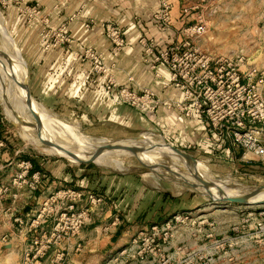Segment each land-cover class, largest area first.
Returning <instances> with one entry per match:
<instances>
[{"label":"rangeland","instance_id":"374dc122","mask_svg":"<svg viewBox=\"0 0 264 264\" xmlns=\"http://www.w3.org/2000/svg\"><path fill=\"white\" fill-rule=\"evenodd\" d=\"M197 5L200 6L197 11L203 13L208 22L207 34L198 42V47L213 56L242 52L253 66L264 72V0H183L184 8ZM59 9L60 6L56 5L53 11L58 12ZM142 10L138 7L125 8L119 19L105 23L104 36L112 49L104 54L92 46L82 45L72 36L71 25L81 18L82 9L54 25L51 12L39 1L0 0V16L4 19L0 17L1 23L5 22V28L19 52L17 65L14 56L6 53L0 32V150L8 149L10 158L19 151L20 157L19 169L9 181L0 178V214L1 207H4L3 213L12 216L10 220H2L0 215V230L5 228L2 233L0 231V264H21V250L58 223L60 214L56 215L55 207L64 206L60 201L52 206L53 200L50 201L58 191L49 195L43 205H38L22 224L15 221L21 217L13 211V200L23 192L26 200L34 193L28 186L19 188L12 185L23 170L21 164L30 161L34 167L48 160L78 167L88 165L104 173L106 178V182H100L94 189H87L102 201L96 206L87 204V208L91 209V221L83 227L80 235H84L83 232L88 235L78 241L82 244V251L78 254L83 256L72 264H264V203L220 201L215 190L183 175L182 171L167 169L166 162L162 160L154 163L144 152L147 149L157 153L164 147L187 157L205 177L220 181L221 188L217 186V189L223 188L235 195L264 191V167L256 157L249 155L252 160L246 163L242 161L243 152L239 148L236 153L232 149L229 156L213 150V156L207 149L198 151L199 146L196 145L190 149L189 144L172 145L159 127V113L165 109L164 104L157 107L153 122L145 104L133 106L120 102L121 93L126 89L144 98L146 90H153L161 102L176 93L173 89H163L155 76L152 68L155 58L149 56L144 46V40L148 45L153 40L157 47L155 39L140 38V60L137 62L140 66H147L152 73L154 88L142 85L135 75L119 69L118 55L128 47L127 39L125 46L117 50L109 38L108 25L113 24L111 29L120 28L126 38L130 28H139L140 23L145 25L150 20V16ZM182 11L181 17L184 18ZM155 15L152 18L160 21ZM62 17L63 14L60 19ZM186 18L191 19L190 16ZM90 20L84 24L85 29L96 25L95 19ZM125 20L131 25L125 26ZM87 24L89 28H86ZM22 30L27 33L25 41L28 39L29 48L38 52L31 55L38 57L45 53L50 56L37 62L36 66L39 64L43 67L42 71L46 68L50 73L43 72L37 82L32 75L35 66L22 49ZM98 57L99 62L96 60ZM11 63L19 71V85L27 101L21 105L23 115L44 126H59L76 136L91 137L108 148L131 145L134 150L126 149V152L138 156L127 162L94 158L67 151L62 144L49 141L38 133L18 129L8 120L3 106L16 94L17 84L13 81ZM23 71L24 78L21 75ZM119 73L123 81L118 80ZM57 75L64 76L56 84L58 88L45 89L50 78ZM72 85L78 91L88 88L105 103L95 106L87 103L85 98L83 102H77L78 99L72 97L79 94L69 92ZM262 88L264 96V83ZM160 90L162 93L171 92V96L162 95ZM116 108H120L117 113L119 118L112 115ZM31 124L27 127L34 129ZM135 148L144 156L135 152ZM10 162L8 160L3 165ZM113 180L115 185L111 186ZM6 195L10 199L5 200ZM45 202H48L46 207ZM153 226L157 228L153 229ZM4 236H7L5 242L2 240Z\"/></svg>","mask_w":264,"mask_h":264},{"label":"built area","instance_id":"2783aa9c","mask_svg":"<svg viewBox=\"0 0 264 264\" xmlns=\"http://www.w3.org/2000/svg\"><path fill=\"white\" fill-rule=\"evenodd\" d=\"M158 2L159 12L155 16L168 30L172 24L173 0ZM182 10L184 17L190 16L191 19L186 18L188 21L180 31V40L163 50H157L153 40L150 45L144 40L147 53L155 58L152 68L159 84L163 89H173L176 93L161 102L153 90H146L144 98L126 89L121 93L120 102L133 106L145 104L153 122L155 111L161 104L167 111H176L187 119H201L207 132L203 144L212 149H207L209 155H213L214 150L229 156L232 149L239 148L243 151L244 162H250L252 159L248 156L251 155L264 167V72L253 66L242 52L213 56L200 49L198 42L208 31L207 19L197 11L200 10L199 5L183 7ZM111 26L113 24L107 28L109 38L116 49L121 50L126 38L120 28L111 29ZM89 27L87 24L86 28ZM98 58L97 62L100 61ZM192 146L189 144L188 148ZM197 150L202 149L199 147ZM20 167L23 170L14 180L13 187L28 186L36 192L44 174L33 171L30 161L23 162ZM51 200L52 206L56 202L64 206L55 207L56 215L60 214L58 223L21 250V264H72L69 243L79 237L83 227L91 221V209L87 204L96 206L102 201L91 192L72 188L59 190ZM83 201L86 205L78 209ZM44 205L46 207L48 202ZM15 221L22 224L21 218ZM6 239L7 236L2 238L4 242ZM74 251H82V244L77 243Z\"/></svg>","mask_w":264,"mask_h":264},{"label":"crops","instance_id":"0c3cea01","mask_svg":"<svg viewBox=\"0 0 264 264\" xmlns=\"http://www.w3.org/2000/svg\"><path fill=\"white\" fill-rule=\"evenodd\" d=\"M43 3L46 6V10L51 12L52 17H54V21L52 22L54 25H58L62 22V20L69 15L83 10V15L80 19H77L71 25L72 36L77 39V41H81V44L84 46H92L97 51L102 53H109L112 49L111 43L104 36V25L105 23L116 19H119L121 16V11L128 9L139 8L144 13L146 12L148 16H150V20L148 22L139 24V28H130L126 33L127 45L126 49L123 53L118 55L117 63L119 64V69L122 71H126L129 74L135 75L137 81L144 84L145 86H150L154 88L155 80L153 78L152 73H150L147 66L138 64L140 60V51L141 46L138 44L140 38L142 36H146L148 38L155 39L157 43V50H163L168 47L171 43L176 42L181 39L180 31L187 24L186 17H181L182 14L180 10L183 9V0H175L173 1V11H172V24L171 27L166 30L163 28V25L160 21H156L152 18L153 14L159 9L158 0H36ZM56 5L60 6L58 12L53 11ZM141 6V7H140ZM60 12V13H59ZM175 13L177 15H175ZM180 13V17H179ZM63 14L62 19H60V15ZM96 20V25L91 29H85L84 24L90 19ZM126 22V23H125ZM125 26H130L131 23L125 20ZM141 29V30H140ZM24 30V29H23ZM21 32L23 34V43L22 49L25 52L26 56L30 58V61L33 62L35 66V70H33L32 75L36 78V82L41 76L43 72L46 74H50L47 69L43 70L41 65H37V62L41 61V59L47 57L45 53L41 56H36L35 54L31 55L33 50L29 45L28 39L25 41L27 36L26 31ZM128 34V36H127ZM200 42V41H199ZM38 54V52L36 53ZM31 56V57H30ZM33 57V58H32ZM50 56H48L49 58ZM47 58V59H48ZM34 60V61H32ZM138 62V63H137ZM136 63V64H134ZM139 65V66H138ZM77 65L74 67L76 68ZM83 67L86 68V65ZM89 68V67H87ZM120 72V71H119ZM118 73V72H117ZM121 73V72H120ZM119 73L117 75L118 80H122L123 76ZM64 76H58L56 78L51 77L50 80L45 84V89L47 90H56V84L63 78ZM34 78V79H35ZM123 81V80H122ZM69 92L72 94H79L78 97H72V99H78L77 102H83V98H85L87 103H92L95 106H98L101 103H105L103 98H99L96 95L90 93L88 88H82L78 91L77 87L75 88L73 85L70 86ZM75 89V90H74ZM159 89V88H158ZM87 97H86V91ZM74 91V92H73ZM85 91V92H84ZM170 91V90H169ZM165 91L160 92L164 96H171V92ZM52 92V91H51ZM46 95V93H44ZM75 105V103H74ZM73 105V106H74ZM120 108H116L112 114L115 115L116 118H119L118 111ZM139 114V113H138ZM140 115V114H139ZM137 117V115H136ZM143 118V117H142ZM121 119V118H120ZM159 125L160 129H162L163 134L166 138L171 142L172 145L175 146H185L187 144H192L201 147L202 150L211 148L208 144H203L205 136H207L205 123L201 119H187L182 116L180 113L176 111H167L166 109H162L159 113ZM235 153L237 149L235 148ZM241 150V149H240ZM242 151V150H241ZM238 152V151H237ZM243 152V151H242ZM9 157L8 149L0 150V178L2 181H9V179L18 171L20 158L19 151L14 152L13 158ZM11 160L9 165H3L4 162ZM242 159H240L241 161ZM239 161V160H238ZM243 161V160H242ZM2 163V164H1ZM4 167H10L9 169H4ZM49 170L46 172V170ZM35 171H45L44 180L41 182L40 187L36 192L33 193V196L29 199H25V192L20 194V196L13 200V211H17V216L21 217L22 221L25 220L31 213L35 212V209L38 205H43V202L47 199V197L54 192L63 189H75L80 191H88L87 189H94V187L99 186L100 182H106L105 175L99 170L89 167L88 165H84L81 167L74 166L71 164H67L61 161H50L43 162L39 165L35 164ZM5 179V180H4ZM114 182V183H113ZM111 186L115 185V180H113ZM104 185V183H103ZM264 185V184H263ZM5 200L10 199L9 196H4ZM22 205V206H21ZM86 205L84 201L78 205V209L81 206ZM1 217L2 220H10L12 217L9 214H4V207H1ZM9 208V207H8ZM6 208V210L8 209ZM9 222L6 223L8 225ZM5 225V226H6ZM20 225V224H19ZM15 228V224L13 225ZM5 229V228H4ZM4 229H1V233ZM84 235H80L77 239L71 240L69 243L68 251L71 254V260L74 263L76 259L82 257L83 255H79V252H75V246L84 236L88 235L83 232Z\"/></svg>","mask_w":264,"mask_h":264},{"label":"bare ground","instance_id":"6f19581e","mask_svg":"<svg viewBox=\"0 0 264 264\" xmlns=\"http://www.w3.org/2000/svg\"><path fill=\"white\" fill-rule=\"evenodd\" d=\"M1 20L4 21V19H2V17H1ZM1 20H0V32L2 35L4 48L6 47L5 51H6V53L9 52L10 55H13L15 58L14 62H16L17 65H19V61H18L19 60L18 59L19 58L18 57L19 52L16 49L14 43L12 42V39L9 35V32L5 28V22L2 25L3 22L1 23ZM12 67H13V64H12ZM12 67H11L12 74H13V77L15 78V80L13 79V81H16V84H17L16 91H15L16 94H15V97L11 96L10 101L7 100L3 106L5 107V110L7 112L8 120L12 124H14L18 129H24L27 132L38 133L40 135L47 137V139L49 141L52 140L53 142H55L57 144H62L63 146L66 147L65 149H67V151H73L75 153L76 152L82 153V154L89 155V156L94 157V158L98 157V158H102V159H119L123 162H127V161H129L130 158H134V157L138 156V155L137 156L134 155V153L126 152V149H128V151L132 150V149L134 150V148L130 147L131 145L130 146L129 145H118V146L108 148V146L100 144L97 140L91 139V137L76 136V135L68 132L66 129H63V127L61 128L59 126L58 127L57 126L56 127L44 126V125H41L39 123H36L35 121H32L31 119H29V117H26L25 115H23L21 105L27 101L25 100L22 89L20 88V85H19V83H20V79L18 78L19 77V74H18L19 71L15 70V68H14L15 66L13 68ZM10 73L11 72H9V74ZM21 75L24 78V76H25L24 71L21 73ZM4 93H3V95L5 98L6 93L5 94ZM13 95H14V93H13ZM26 97H28V96L26 95ZM29 123L30 124L32 123L31 125H34V127L36 129L35 128L31 129V128L27 127V124H29ZM159 144H161V143H159ZM139 151L140 150L138 148H135V152H139ZM144 152L147 153L149 159L151 158L154 163L155 162L158 163L160 160H162V161L166 162L165 167H167V169L168 168L169 169L174 168L175 170L177 169L179 172L182 171L183 173L182 172H180V173H182L183 175H187L188 177L196 180V182L198 181V183L203 184L207 187H210V189H212V190H215L214 192H216V194L218 195L216 198L221 199L220 201H225V200H230V199H243L246 203H250V204H262V203H264V191H261L258 193H252V194L246 193L243 196H239V195H235L234 193H231L227 190H223V188L217 189L218 188L217 186L220 187V185H221L220 181L218 182V180H216L214 178L205 177V174L196 167L195 163L192 160H190L187 157L175 154L174 152H171L169 149L161 147L157 153L152 152V151L149 152V150H147V149H145ZM139 153L141 155H143L141 152H139ZM145 157H147V156L145 155ZM162 167L163 166H160V168H162ZM165 170H166V168H165ZM211 185H214V187L212 188ZM215 202L219 203V201H216V200H215Z\"/></svg>","mask_w":264,"mask_h":264},{"label":"water","instance_id":"95a60500","mask_svg":"<svg viewBox=\"0 0 264 264\" xmlns=\"http://www.w3.org/2000/svg\"><path fill=\"white\" fill-rule=\"evenodd\" d=\"M30 95V94H29ZM31 96V95H30ZM179 150V149H178ZM182 151V150H180ZM184 154L188 155L189 157H191L187 152L185 151H182ZM192 158V157H191ZM82 163V162H81ZM229 202H237V203H244L245 204V201L243 199H230V200H227Z\"/></svg>","mask_w":264,"mask_h":264}]
</instances>
